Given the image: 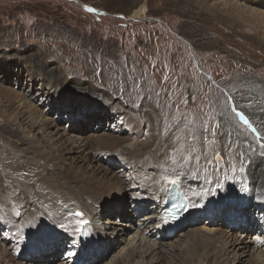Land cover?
<instances>
[{
	"label": "rangeland",
	"instance_id": "374dc122",
	"mask_svg": "<svg viewBox=\"0 0 264 264\" xmlns=\"http://www.w3.org/2000/svg\"><path fill=\"white\" fill-rule=\"evenodd\" d=\"M141 6L145 14L132 17ZM243 6L264 11V0H0V115L10 123V116L17 118L15 135L25 141L14 145L10 127L0 122V139L9 147L0 153V264H184L187 242L197 232L214 238V229L240 241L236 244L243 252L229 264H250L251 253L262 252L264 237L257 226H232L238 224L239 202L225 201L219 209L212 202L223 192L237 196L241 176L238 167L226 171L222 161L216 162L214 148L222 139L214 136L218 128H238L236 133L250 143L242 129L227 122V98L246 116L250 106L259 100L264 104V39L255 37L264 25L249 22ZM29 109L35 111L33 118ZM181 111L196 114L189 119ZM212 115L215 119L208 122ZM235 120L257 141L247 150H262L261 136ZM201 126L209 152L199 147L196 152L207 167L223 169L217 178L229 182L209 186L204 199L209 206L200 199L191 203L186 222L163 236L157 233L164 204L159 195L170 179L156 180L170 166L161 152L172 135L181 142L184 132ZM162 133L172 135L159 148ZM236 140L238 148L242 140ZM38 147L62 161L53 171L51 164L31 170L35 177L39 170L49 171L42 180L14 172L9 161L19 156L42 163ZM133 147L143 148V157L138 159ZM60 165L75 179L65 178ZM181 165L176 162L168 174L179 187L188 180ZM50 179L65 190L81 191L79 203L87 206L92 230L100 232L86 247L78 246L74 232L56 226L49 232L51 221L39 225L48 228L46 234L28 232L19 223L28 207L13 218L12 207L27 205L20 204L14 185L24 180L41 191L38 183ZM62 196L54 198L56 210L65 204ZM117 196L119 210L113 212ZM254 199L248 207L259 213ZM63 207L69 217L75 210L84 212L72 201Z\"/></svg>",
	"mask_w": 264,
	"mask_h": 264
},
{
	"label": "bare ground",
	"instance_id": "6f19581e",
	"mask_svg": "<svg viewBox=\"0 0 264 264\" xmlns=\"http://www.w3.org/2000/svg\"><path fill=\"white\" fill-rule=\"evenodd\" d=\"M242 8H244L248 11V12L247 11H245V12L247 13L246 14L248 16L247 20L249 22L263 23V25H264V11L258 10V9L251 10L250 8H246L245 6H243ZM145 10L146 9L144 6L139 7L138 9H136L135 11L132 12V14H133L132 17L133 16L134 17L143 16L145 14ZM258 28H259V30L258 31L256 30L257 32H255V37L257 39H259L260 37H263V39H264V28H261V26H259ZM243 31H245V30H243ZM252 37L254 38V36H252ZM258 43L260 44V42H258ZM62 48H64V47H62ZM84 50H85V48H84ZM89 50H90V48H89ZM108 58H109V56H108ZM86 60H87V58H86ZM112 61H110V62H112ZM91 77L93 78V76H91ZM87 92L90 93V91H87ZM58 95H60V94H58ZM11 99H12V97H11ZM227 110H229V109H227ZM229 111L227 113L226 112L224 113L225 114L224 116H226V119L229 120V121L227 120V122L229 124L233 123L235 126H238L240 129H242L244 134L247 135V139L249 138L250 143L249 142L245 143L244 142L245 139L242 138L241 135H238L236 133L237 131L239 132L238 128L231 127V128H233V129H231V128L225 127L222 124V127H219L217 132L214 135L215 137L221 136V138H222L221 140H219L220 145H218L214 148V150H215L214 152L217 155L216 162L219 163L220 161H222L221 165L223 166V169H225L226 171H228V168H232L233 166L238 167V170H239L241 167V162H243V166L246 170L243 173L240 172L241 176H239V173H238V176L240 177V179L236 180V184H237L236 185V187H237L236 192H238L237 196L236 195L233 196V194H231V191L228 193L223 192V195L220 197V199H214V200H212V202L213 201L217 202L215 205L218 209H219V206H223V207L225 206L224 205L225 201H230V202L236 201V203L239 202L238 205H240V208H239L240 211H238V214L235 218V220L238 221V224L232 225V226H236V228L238 227V228L248 229V227H252L253 225H255V226H257L256 228H258L259 231L262 232L263 237H264V214H263L264 213V147L261 146L262 150H260V151L259 150L255 151L254 149H253L254 151L247 150L248 147H250L252 149V147L255 146L257 141L255 142L253 137L247 131L244 130L245 128H243V126H241L239 123L236 122V120H235L236 117H234L233 113L231 111L230 112ZM34 112L31 109L28 110L27 113H28L30 118H33V115L35 116ZM181 113L185 114V116H189V119H190V117L195 116V114H196L192 111H187V112L181 111ZM246 113L249 115L247 117L250 120V122L257 129L256 133L261 136V139L264 142V104L259 100V104L256 103L253 106H250L246 110ZM214 119H215V115H212L211 119H209L208 122H211ZM8 120H11V122L13 123L14 120L17 121V118L16 117L13 118L10 116L8 118ZM0 122L4 123L6 126L10 127L11 133H13L15 138H16V141L13 140L14 145H18V144L22 145L23 139H21L17 135H15V133H16L15 130H16L17 126L10 123L9 121H7L1 115H0ZM186 124H187V122H186ZM13 125L16 126V128ZM234 125H232V126H234ZM185 126H187V125H185ZM183 129H184V127H183ZM176 131H178V130H176ZM231 131L235 132L236 134L235 133L233 134ZM166 133L165 134L162 133L160 145L157 147L162 148L164 141L166 139L171 138L172 134L171 133L166 134ZM228 133H229V137L227 135ZM183 135H185V138L182 137V141L179 143H177V140H175L176 139L175 136L172 135V138L169 141V143L163 148V150L161 152V157L162 158H168L167 167L170 166V169L167 170L166 172L162 171L163 176H161V177H167V179L171 180V177L168 174L173 173L174 168L176 167L175 164H173L172 160L169 159L170 155L173 154L171 152V150L174 148H180L181 144L186 146L180 153L175 154V158H176V162H179V164L182 163L181 167L183 166V170L186 171V174L188 175L187 184L185 186H182V187L178 186V187L180 188L182 194H184L187 197L188 205H189L188 207L190 209L191 203H193L195 201L197 202L198 199H200V200L206 199L209 192L211 191L210 189L208 190L209 186H212L211 189H214V188H218L219 186H221L225 183H228L229 181H226L225 179H224V181H222L220 179L221 176H220V178H217V174H221L223 172V169H222V172L219 173V170L216 171L217 166L216 167H207L204 164V162H205L204 158L199 157L196 151L192 153V158L190 160L184 159V156H186L185 152L187 149H189V145H193L195 148L199 147V149H201V151L207 150L206 153L208 155L209 150L207 149V147H208L206 145L207 143H205V139H206V136H208V134H203V133H201L200 129H196V130H193L190 132L189 131L184 132L182 134V136ZM193 136H195V139H193ZM229 138H230V140H228ZM149 139L151 140L152 138H149ZM149 139H148V141H149ZM236 139L242 140V144H240L238 148H237V143H236L237 140ZM3 141L5 142V140L0 139V153L4 152V151L6 152L7 149H4V148H9V147H6V145ZM1 145H3V146H1ZM235 147H236V149H238L237 151L239 152L240 159H238L236 157ZM70 148H72V146H70ZM70 150H72V149H67L66 152H71ZM45 151L46 150H41L39 147L36 150V152L42 157V163L37 162L34 159H30V158L29 159L26 158L28 160V162H27L26 159L21 158L23 156H19L20 158L15 159V160L10 159L9 162H11V163L13 162V165H12L13 171L17 172L21 175H31L32 178H34L35 176H32L31 170L37 169V166H40V167L45 166L46 167V166H49L51 164L54 168H51L50 170L53 171L55 169V166H57L62 161V159L49 158L46 155ZM20 152H23V151H20ZM105 152H107V151H105ZM108 152L110 153L111 151H108ZM143 152H144L143 148H138L137 150H135V148L133 147V153H134V155H136V157L138 159L143 157L142 156ZM241 153L243 154V156H241ZM197 157H198V159H197ZM5 159H7V158H5ZM206 160H208V159H206ZM158 163L159 162L156 163V166H158ZM59 171H61V173L63 175H65V178H67L68 180H74L75 179V176L71 173V170L69 168H67L65 165L64 166L60 165ZM48 172L46 174H44L43 170H39L38 176L35 177V179H33V181L44 179V177L48 176L47 175ZM168 176L170 178H168ZM161 177L158 178L156 181L164 182L165 180L161 179ZM50 180H52V179H50ZM170 180L168 181L167 186L160 187L162 189V193L160 194L161 196L159 195V197H161L163 199L164 203L166 202V197L168 196L167 189L173 185V183L170 182ZM153 182L154 181H152L151 185L154 186L155 183H153ZM117 183H118V181H117ZM214 184H216V186ZM38 186L40 189H43V190H41V191L34 190V187H32L31 183L24 182V180H23V182H19L16 185H14L15 194L18 195L17 197L20 196L22 198L20 201V204L27 203V205L17 207V208L12 207L13 218H17V217L21 216V214H22L21 212H23L22 207H24V208L28 207L29 209L27 211H24V212H28L27 217L23 218V219L21 218L22 220L21 219L20 220L22 222H19L21 225L24 226V228L30 230L28 232H30L31 234L34 233V236H36V235L38 236V233H40V234L45 233V232H47L46 230H48V228L43 229V228H40L39 225H40V223H42V224L45 223V221H47V222L51 221L54 224H52L51 228L49 229V232H51V230H54L55 226L64 229L65 232H69V233L74 232L75 236L77 235L78 246L81 245L83 247H86L85 244H89L90 242H92V239L95 238V236H97L100 233V232L97 233V230H92V228L88 222V220H90V219L86 218V217H88L87 215L89 213L87 210V206H85V205L81 206V204L79 203L80 199L77 196V193L80 194V192H81L80 190L71 188L76 193V194H74L73 192H71V189L65 190L64 189L65 187L63 186V184H61L60 182H56V180H52V182L49 184H45V181H41L38 183ZM200 187L205 189V190L202 191L201 193H197L196 189H198ZM45 189H46V191H45ZM243 190H246L247 195L245 194V192H243ZM63 194L66 197V198H63L64 200H62V202L65 203L64 205L67 204V206H68L69 202L72 201V205L77 206V207L79 205L81 209L84 208V210H83L84 212H83L82 216L81 215L77 216L74 213H72L70 215V217L68 216V214L65 215L64 210L66 207L64 208L63 207L64 205L61 206L58 210H56L57 208L55 206L54 198H56L57 195L63 197L62 196ZM238 195L240 197H238ZM251 197H253V198L255 197L252 205L254 204V206H253L254 209L259 210V213L253 211L250 207H248V205H250L249 200L251 199ZM23 198H25L26 200L23 201ZM33 198H35V200ZM95 198L100 199L102 197L95 196ZM91 199H94V198L91 197ZM91 201H93V200H91ZM207 203L208 202H206L204 200L202 205L209 206ZM15 204L18 205L19 203H15ZM11 206H15V205L12 204ZM90 206L92 209H94V206L92 205L91 202H90ZM30 209H32L33 211L32 212L29 211ZM75 209H76V207L72 208L69 212H71V211L73 212ZM35 210H38V214H36V216L34 214ZM161 214H162L161 208H159L160 220H159L157 225H158L161 233H160V231H158L157 233L164 234L163 236H165L167 234L166 231H168L169 229L164 228L163 223L161 221L162 220ZM189 214H190V212L187 213V215H189ZM22 216H23V214H22ZM55 219L57 221H58V219H60L61 222H57ZM13 221H14V219H13ZM36 228H40V229L35 230ZM210 233H211L210 235H213V234H217V235L214 236V238H211V236H209L208 234L197 232V234L195 233V235H193V237L189 240V242H187V246L185 247V249L187 250V256L183 261L184 264H229L230 258L232 259L236 256H239L241 254V253H239V251L243 252V249H240L241 246L239 244H236V242L239 241V239H237L235 237L232 238L230 235H226V233L220 231L219 229L210 230ZM40 237H41V235H40ZM242 242L243 241L241 240V243ZM94 244H95V242H94ZM231 246H233V248ZM229 251H231V255L229 254L230 256L227 253ZM251 255H252V257H251L250 264H264V262H263L264 261V248L262 249L261 253H260V251H254L253 253H251Z\"/></svg>",
	"mask_w": 264,
	"mask_h": 264
},
{
	"label": "snow or ice",
	"instance_id": "6c2138e0",
	"mask_svg": "<svg viewBox=\"0 0 264 264\" xmlns=\"http://www.w3.org/2000/svg\"><path fill=\"white\" fill-rule=\"evenodd\" d=\"M90 11L92 9H89ZM228 101L230 102V109H231V112L235 115V117L242 123L244 124L248 129H250L254 134L257 132V129L253 126V124L250 122V120L248 119V117L245 115V113L243 111H240L236 106H235V103L234 101H232V98L231 97H228L227 98ZM191 123V122H189ZM201 133L203 132V126H201V129H200ZM193 139H195V136H193ZM177 142L179 143L180 141V137H177L176 138ZM184 148V145L181 144L180 145V148H174L171 150V152L173 153L172 155H170L169 159L172 160L173 164L176 163V158H175V154L180 152L182 149ZM196 149L193 145H189V151L187 153L186 156H184V159L185 160H190L192 158V153L195 152ZM241 156H243V154L241 153ZM198 159V157H197ZM233 169L235 170V166H233ZM245 168L243 166V162H241V167L239 169L240 172H245ZM161 179L163 180H166L167 177H161ZM114 196L116 195L115 193L113 194ZM117 199V203L113 205L112 207V211L113 212H118L119 210V204H118V201H119V197L117 196L116 197ZM76 215H83L82 213H76Z\"/></svg>",
	"mask_w": 264,
	"mask_h": 264
},
{
	"label": "water",
	"instance_id": "95a60500",
	"mask_svg": "<svg viewBox=\"0 0 264 264\" xmlns=\"http://www.w3.org/2000/svg\"><path fill=\"white\" fill-rule=\"evenodd\" d=\"M76 213H81V212H80L79 210H75V214H76Z\"/></svg>",
	"mask_w": 264,
	"mask_h": 264
}]
</instances>
